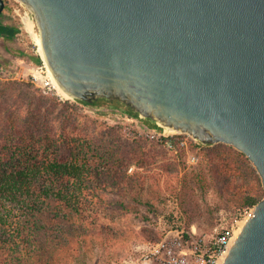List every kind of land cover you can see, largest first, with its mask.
<instances>
[{
    "label": "water",
    "instance_id": "obj_1",
    "mask_svg": "<svg viewBox=\"0 0 264 264\" xmlns=\"http://www.w3.org/2000/svg\"><path fill=\"white\" fill-rule=\"evenodd\" d=\"M19 1L69 98L231 144L264 188V0ZM221 264H264V195Z\"/></svg>",
    "mask_w": 264,
    "mask_h": 264
},
{
    "label": "rangeland",
    "instance_id": "obj_2",
    "mask_svg": "<svg viewBox=\"0 0 264 264\" xmlns=\"http://www.w3.org/2000/svg\"><path fill=\"white\" fill-rule=\"evenodd\" d=\"M4 2L7 9L4 7L0 21L20 27L23 34H16L8 42L11 53L4 52L0 37V152L19 156L20 144L27 141L34 150L39 149L36 138L42 133L50 138L47 152L51 156L61 155L68 151L66 136L76 139L84 136L96 158L106 142L114 148L113 163L119 164L126 158L129 172L138 169L146 176L144 195L152 207L142 204L139 212H133L113 203L98 206L90 219L103 228L96 229L89 240L84 264L139 263L143 250L164 238L171 239L172 230L193 229L196 236H201L215 226L230 224L241 211L225 200L208 167L210 153L224 147L200 142L174 151L139 134L132 115L121 110L119 103L99 101L88 106L66 95L62 98L43 95L30 80L35 63L31 56L39 54L33 35V32L38 34L35 22L33 32L26 26L29 34L19 17L11 19L8 15V7L14 0ZM37 101L45 105L48 124L31 123L28 132H21L28 116L27 103L39 115ZM6 121L16 122L17 129L9 125V133L3 124ZM74 256L75 251L70 247L59 249L60 264H75Z\"/></svg>",
    "mask_w": 264,
    "mask_h": 264
},
{
    "label": "trees",
    "instance_id": "obj_3",
    "mask_svg": "<svg viewBox=\"0 0 264 264\" xmlns=\"http://www.w3.org/2000/svg\"><path fill=\"white\" fill-rule=\"evenodd\" d=\"M18 31L16 25L0 21V37L13 39ZM31 58L41 61L38 54ZM31 105L27 103L28 116L21 132H28L31 123L48 124L45 105L37 101L39 115ZM3 124L6 129L9 125L17 129L14 121ZM65 138L68 151L61 155L47 152L50 138L42 133L36 138L39 149L34 150L27 141L20 144L19 156L0 152V264H60L59 249L63 247L75 251V264H84L89 240L96 229L103 228L90 219L98 206L113 203L133 212H139L142 204L152 207L144 195L146 176L138 169L129 172L126 158L113 163L112 145L105 142L96 158L84 136ZM216 145L224 148L212 151L208 158L214 183L238 210L252 207L264 195L255 167L231 145Z\"/></svg>",
    "mask_w": 264,
    "mask_h": 264
},
{
    "label": "built area",
    "instance_id": "obj_4",
    "mask_svg": "<svg viewBox=\"0 0 264 264\" xmlns=\"http://www.w3.org/2000/svg\"><path fill=\"white\" fill-rule=\"evenodd\" d=\"M8 8L9 17L11 19L19 17L25 30L28 31L26 23L28 20L33 21V17L26 6L19 0H14ZM18 28L17 34L22 35V29ZM36 51L38 53V47ZM40 58L41 61L33 63L31 82L43 95H55L62 98L64 94L58 90L46 63L41 56ZM132 117L139 134L150 140L161 142L169 149L176 146L188 149L191 143H200L188 133L179 131L167 133L143 122L137 116ZM251 214L252 207H249L238 212L229 225L215 226L211 232L201 236H196L193 229L190 232L172 230L170 231L173 233L171 239L164 238L150 245L143 250L140 262L134 264H221L241 227V221Z\"/></svg>",
    "mask_w": 264,
    "mask_h": 264
},
{
    "label": "bare ground",
    "instance_id": "obj_5",
    "mask_svg": "<svg viewBox=\"0 0 264 264\" xmlns=\"http://www.w3.org/2000/svg\"><path fill=\"white\" fill-rule=\"evenodd\" d=\"M33 25H34V21H31V20H28L27 21V27L29 26V27H31V31L33 32V29H32V27H33ZM29 29V28H28ZM33 35L36 37L35 38V43L37 44V46H38V50H39V54H40V56L41 57H43V52H42V48H41V44H40V39H39V36H38V34H36V33H34L33 32ZM48 70H49V74L51 75V77H52V79L54 80V82L56 83V85H57V87H58V90L62 93V94H64V95H66L67 97H70L59 85H58V83L56 82V79L54 78V76H53V74H52V71L50 70V68H48ZM244 223V220L243 221H241V226H242V224Z\"/></svg>",
    "mask_w": 264,
    "mask_h": 264
},
{
    "label": "crops",
    "instance_id": "obj_6",
    "mask_svg": "<svg viewBox=\"0 0 264 264\" xmlns=\"http://www.w3.org/2000/svg\"><path fill=\"white\" fill-rule=\"evenodd\" d=\"M6 9H7V5H5ZM6 12V11H5ZM3 13V12H2ZM2 15V14H1ZM4 23V22H3ZM6 24H10V23H6ZM27 28V27H26ZM28 30V29H27ZM29 34H30V31L28 30ZM23 33V31H22ZM1 39H3V48H4V52H12V49L10 48V46L8 45V42L10 43L13 39H4L1 37ZM3 57H5V55L1 54Z\"/></svg>",
    "mask_w": 264,
    "mask_h": 264
},
{
    "label": "flooded vegetation",
    "instance_id": "obj_7",
    "mask_svg": "<svg viewBox=\"0 0 264 264\" xmlns=\"http://www.w3.org/2000/svg\"><path fill=\"white\" fill-rule=\"evenodd\" d=\"M3 12V11H2ZM2 14V13H1ZM105 101V102H108V103H117L116 101H108V100H106V99H103V98H100V99H97L96 101ZM95 102V101H94Z\"/></svg>",
    "mask_w": 264,
    "mask_h": 264
}]
</instances>
